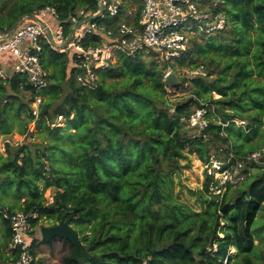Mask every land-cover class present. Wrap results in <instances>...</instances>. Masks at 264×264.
<instances>
[{"label":"trees","instance_id":"obj_1","mask_svg":"<svg viewBox=\"0 0 264 264\" xmlns=\"http://www.w3.org/2000/svg\"><path fill=\"white\" fill-rule=\"evenodd\" d=\"M124 1L140 10L138 0ZM45 7L60 22L77 9H99L96 0H0V35ZM217 11L225 17V30L193 40L174 62L189 72L205 68V76H183L173 88L191 85L182 102L167 99L164 75L171 63L118 56L97 72L96 87L89 90L77 83L73 54L43 42L40 62L50 84L39 93L43 100L35 118V90L26 76L11 71L13 63L5 65L1 55L12 60L8 53L0 54L8 71L0 79V135L10 134L16 122L27 138L7 145L5 156L0 153V201L24 197L16 207L37 214L35 227L70 219L89 259L76 262L73 247L63 240L70 251L62 264H253L251 228L264 209V172L249 176L248 184L226 186L221 195L212 194L205 178L197 192L199 210L175 192L185 153L202 163L232 156L244 163L245 175L255 165L247 158L264 148V0H220ZM116 22L103 23L114 28ZM103 40L94 35L85 45ZM198 110L205 112L203 130L190 123ZM58 117L65 127H54ZM32 123L39 131L36 143L28 141L34 138ZM51 187L53 199L46 204L43 192ZM13 210L0 204V264L16 260L8 251L11 229L4 217ZM37 242L31 244L35 258Z\"/></svg>","mask_w":264,"mask_h":264},{"label":"built area","instance_id":"obj_2","mask_svg":"<svg viewBox=\"0 0 264 264\" xmlns=\"http://www.w3.org/2000/svg\"><path fill=\"white\" fill-rule=\"evenodd\" d=\"M138 1L140 10L124 0H100L102 11L99 4L98 11L92 14L85 9H77L64 22L58 21L54 9L45 7L30 17H24L10 35H0V54L8 53L13 60L11 71L26 76L28 84L36 92L30 105L33 117H38L42 104L39 93L50 84L49 75L40 62L43 42L55 52L73 54L80 71L77 83L94 90L97 72L113 65L118 56L172 63L185 55L195 36H210L226 28L225 17L217 11L220 0ZM98 14V18L88 20ZM108 19L117 20L114 28L104 25V20ZM94 35L103 36L104 40L96 46L85 45ZM7 72L0 64L1 80L7 79ZM170 73L171 70L166 71L164 81ZM187 74L205 76V68L199 66ZM204 113L203 110L196 111L191 125L205 129L207 121ZM62 124V117H58L54 127ZM7 145L10 143H6L5 148ZM259 159V152L247 158L249 162ZM244 166L232 156L225 160L212 157L204 163V176L209 180L212 194L221 195L226 186H237L243 182ZM4 217L11 229L8 251L16 253L12 264H36L31 244L39 234L40 226L35 227L32 223L37 214L16 211L11 215L4 214Z\"/></svg>","mask_w":264,"mask_h":264},{"label":"rangeland","instance_id":"obj_3","mask_svg":"<svg viewBox=\"0 0 264 264\" xmlns=\"http://www.w3.org/2000/svg\"><path fill=\"white\" fill-rule=\"evenodd\" d=\"M129 2L132 7L138 5L136 2L133 1H129ZM193 40L202 42L199 35L195 36ZM175 61L176 60L172 61L171 63L172 65H168V70H171V73L177 76L181 83L180 78L183 76L186 77L188 75L187 73L189 72V70L185 68L179 69L176 65H174ZM158 64L161 65L163 63H158ZM190 91H191V85L189 83L185 84L181 88L179 87L178 89L167 88V99L170 102V104L176 102H182L190 96ZM23 95L25 96L27 94L23 93ZM214 98L215 99L217 98L215 94H214ZM235 123L240 126H243L245 124V122L242 121H235ZM60 127H65V124L60 125ZM19 131H20L19 125L16 122H13L10 134L0 135L1 154H3L4 156L6 155L7 147L5 148L4 146L6 145V143H10L9 148H13L18 144L25 142V140L27 139L26 136L24 135L20 136ZM28 131L32 132L34 136V138H28L29 139L28 141L32 143H36L37 141L35 140V138L39 136V131L35 129V123L29 125ZM195 133L196 132H193V134ZM185 154H186V158L181 160V164H183L185 167L182 170V172L175 178V192L180 193L181 201L191 206L194 210H199L200 207L197 201V197H198L197 192L202 189L205 180L204 163H202L195 154H188V153ZM219 157H222V155ZM254 164L255 165L253 166L249 165L248 168L245 170L244 172L245 180L243 181V183L241 182L242 185L249 183L250 179L248 180V182L246 181L249 176L255 177L258 174L264 172V148L263 151H260V159L254 162ZM53 195H54V188L52 187L46 189L43 192V198L46 204H50L52 202ZM24 200H25L24 197L21 200H17L11 197V195H8L1 199L0 204H5V210H7L10 206L14 207L13 211L16 212L19 211L16 206L22 205ZM42 224L47 225L44 222H42ZM251 230L255 239V244L257 246L255 251L251 255L252 257L251 260L253 264H264V209H261L258 212L255 223L253 224ZM69 251L70 248L66 243L61 248V252H62L61 256H59L57 251H55L54 253L51 248L44 247L43 250L39 252L37 250V255L38 253H41L43 258L37 259L36 264L39 261H42L43 264H45V262L47 263L48 259L46 255L49 257L52 256L55 259V260H51V262H54V264H59L60 261L59 259L62 260L63 256L68 254ZM229 254H235V250L233 248H230ZM82 262H84V260L80 259L79 263ZM60 264H62V262Z\"/></svg>","mask_w":264,"mask_h":264},{"label":"water","instance_id":"obj_4","mask_svg":"<svg viewBox=\"0 0 264 264\" xmlns=\"http://www.w3.org/2000/svg\"><path fill=\"white\" fill-rule=\"evenodd\" d=\"M99 4L100 11H102V5L100 0H96ZM99 17V14L96 16H91L88 18L89 21H92ZM22 20V19H21ZM21 20L17 21L12 28L7 32L6 36L10 35L13 30L20 24ZM79 27V25H77ZM76 27V28H77ZM75 28V29H76ZM72 30L71 34L75 31ZM166 87L168 89H173L179 86V78L174 74L170 73L166 78ZM39 235L41 240L44 243H49L55 240H67L73 247L74 260L79 262L80 259L88 260L89 254L83 250V245L79 239V235L75 229H73L70 219H65L64 216L61 217L60 221L52 226H41L39 229Z\"/></svg>","mask_w":264,"mask_h":264},{"label":"crops","instance_id":"obj_5","mask_svg":"<svg viewBox=\"0 0 264 264\" xmlns=\"http://www.w3.org/2000/svg\"><path fill=\"white\" fill-rule=\"evenodd\" d=\"M1 56L5 60V65H10L11 66V64L13 63L12 60H10V58H8V56L5 55V54H2ZM44 226H49V225H44ZM35 240L38 241L37 242V244L39 246L38 249H37L38 252L43 250L44 247H47V248H51L54 253H55V251H57L59 256H61V254H62L61 248H62L63 245H65L63 240H55V241H51L49 243H44L41 240V237H40L39 234H36ZM45 254H47V253H45ZM46 257H47L48 261H47V263L45 262V264H54V262H51V260H55L52 256L49 257V256L46 255ZM39 258H43L41 253H38V255H36V261ZM59 260H60L59 261V264H60L62 261H61V259H59Z\"/></svg>","mask_w":264,"mask_h":264}]
</instances>
